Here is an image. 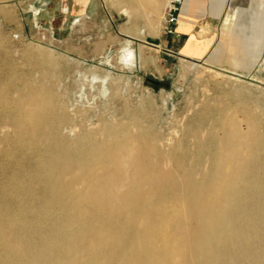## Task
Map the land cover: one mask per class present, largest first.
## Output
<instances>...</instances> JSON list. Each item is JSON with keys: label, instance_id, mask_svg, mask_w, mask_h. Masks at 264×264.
Listing matches in <instances>:
<instances>
[{"label": "bare ground", "instance_id": "1", "mask_svg": "<svg viewBox=\"0 0 264 264\" xmlns=\"http://www.w3.org/2000/svg\"><path fill=\"white\" fill-rule=\"evenodd\" d=\"M113 2L136 20L163 4ZM37 54L52 78L53 55ZM13 78L15 92L0 82V140L12 148L0 153V264H264V134L252 112L243 129L207 103L187 128L191 148L162 143L136 115L76 131L52 81Z\"/></svg>", "mask_w": 264, "mask_h": 264}, {"label": "rangeland", "instance_id": "2", "mask_svg": "<svg viewBox=\"0 0 264 264\" xmlns=\"http://www.w3.org/2000/svg\"><path fill=\"white\" fill-rule=\"evenodd\" d=\"M170 1L163 0L158 14L139 20L113 0L0 2V82L15 92L14 73L33 86L52 81L70 107L76 131L128 124L136 115L162 143L188 142L192 148L187 128L207 103L223 102L220 108L243 129L252 112L264 134V0H227L219 16L206 0L212 19L199 36L212 46L202 59L166 55L156 47ZM246 2L254 6L245 11ZM42 49L56 62L51 80L38 67ZM3 130L0 125V134ZM5 149L12 150L0 140V153ZM33 162L28 156L25 167Z\"/></svg>", "mask_w": 264, "mask_h": 264}, {"label": "crops", "instance_id": "3", "mask_svg": "<svg viewBox=\"0 0 264 264\" xmlns=\"http://www.w3.org/2000/svg\"><path fill=\"white\" fill-rule=\"evenodd\" d=\"M236 1L233 0V4ZM205 3L206 0H185L175 26L176 34L168 35L163 32L158 38L159 44L156 47L164 54L170 52L174 56L193 57V59L204 58L212 46L206 36L205 38L199 36L202 33L201 29H210L211 23L208 21L212 19L207 15ZM210 3L217 16L223 13L227 6V0H210Z\"/></svg>", "mask_w": 264, "mask_h": 264}, {"label": "built area", "instance_id": "4", "mask_svg": "<svg viewBox=\"0 0 264 264\" xmlns=\"http://www.w3.org/2000/svg\"><path fill=\"white\" fill-rule=\"evenodd\" d=\"M185 0H171L165 10L164 15V26L163 30L165 34L175 35V26L178 22L179 14L181 13L182 7Z\"/></svg>", "mask_w": 264, "mask_h": 264}, {"label": "water", "instance_id": "5", "mask_svg": "<svg viewBox=\"0 0 264 264\" xmlns=\"http://www.w3.org/2000/svg\"><path fill=\"white\" fill-rule=\"evenodd\" d=\"M148 82L151 83L154 86H160V84H161L159 81H156V80H153V79H148Z\"/></svg>", "mask_w": 264, "mask_h": 264}]
</instances>
